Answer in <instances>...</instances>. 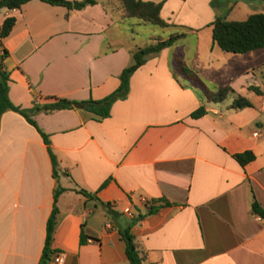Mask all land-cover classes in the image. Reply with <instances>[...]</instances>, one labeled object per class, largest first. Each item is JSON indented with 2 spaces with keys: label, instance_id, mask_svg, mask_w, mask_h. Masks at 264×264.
<instances>
[{
  "label": "crops",
  "instance_id": "crops-1",
  "mask_svg": "<svg viewBox=\"0 0 264 264\" xmlns=\"http://www.w3.org/2000/svg\"><path fill=\"white\" fill-rule=\"evenodd\" d=\"M152 1L161 2L166 21L187 4ZM10 15L15 22L1 39L8 95L47 133L57 164L54 175L47 144L23 114H1L0 264H38L56 184L65 190L55 201L46 264H129L119 227L137 213L130 231L147 264H264V218L250 207L255 199L264 208V73L246 55L254 49L234 53L213 44L201 65L196 50L184 60L210 90L232 87L212 101L174 73L176 39L132 72L126 96L98 119L75 107L36 106L49 95L99 99L117 87L138 47L115 32L118 2L71 9L27 0L1 7L0 25ZM237 94L250 104L232 107ZM199 105L206 112L192 117ZM244 150L254 158L242 165L234 153ZM159 197L171 203L145 213V201Z\"/></svg>",
  "mask_w": 264,
  "mask_h": 264
},
{
  "label": "trees",
  "instance_id": "trees-1",
  "mask_svg": "<svg viewBox=\"0 0 264 264\" xmlns=\"http://www.w3.org/2000/svg\"><path fill=\"white\" fill-rule=\"evenodd\" d=\"M27 0H0V8H15L20 7ZM52 4H61L71 9H81L88 4H93L96 0H44ZM118 8L120 9V16L122 19L134 17L140 22H151L158 24L161 27H167L169 22L160 16L161 2L152 0H117ZM15 22V17L10 15L6 16L0 25V117L1 114L7 110L12 109L20 112L25 118L36 126L40 132L44 142L47 144V150L53 167V174L55 175V166L57 159L49 145L47 133H45L35 122V120L27 114V112L19 105L14 104L8 95L10 73L4 66L3 59L8 54L7 49L2 47L1 39L5 37L11 30ZM211 25V38L212 43L217 44L222 50L242 53L256 48L264 47V12L254 11L248 13L241 19H228L225 15L217 14L214 19L209 23ZM184 36L183 32L170 33L166 38L154 37L152 42L143 46H138L131 51V61L125 65L119 73V84L109 94L99 98H85L75 99L60 97L56 95L46 96V101L41 107L36 106L37 109L53 110L60 108H78L88 111L94 115L95 118H102L109 114L110 106L116 98H123L126 96L129 89V79L132 72L145 62L146 58L161 50L163 47L171 45L176 39ZM257 67L250 70L254 71ZM174 73L181 75L187 79L191 84L198 87L204 95L212 101H219L224 99L233 89L229 85H221L216 90H210L197 71L188 66L181 58L179 53H174ZM255 92H260L259 87L251 86ZM250 101L243 95L237 94L231 101L230 105L235 108L249 105ZM206 112L204 105H199L197 108L190 112L192 117H198ZM234 157L240 164H245L254 158V154L250 150H244L234 153ZM65 190V187L56 184L53 191L54 203L53 207L47 217L45 226V238L42 248V253L39 258L38 264H46L52 252L51 242L53 238L54 228L57 223L58 208L55 201L58 195ZM85 196L95 197V193L89 192L85 189H77ZM109 213L118 215L117 211L108 208L107 202H102ZM171 202L165 197L153 198L145 201V213L156 211L160 206L170 204ZM253 213H256L264 218V208L253 199L250 204ZM144 213V214H145ZM143 214L137 213L132 215L131 218L124 222L119 227L121 238L124 240V250L129 264H147L144 260L142 252L137 248L134 241V234L130 231V227L135 223ZM87 235L81 230L80 243L86 241Z\"/></svg>",
  "mask_w": 264,
  "mask_h": 264
},
{
  "label": "rangeland",
  "instance_id": "rangeland-1",
  "mask_svg": "<svg viewBox=\"0 0 264 264\" xmlns=\"http://www.w3.org/2000/svg\"><path fill=\"white\" fill-rule=\"evenodd\" d=\"M114 2L117 3V0ZM110 5L114 6L111 3ZM254 11L264 12V0H187V4L179 6L176 13L167 21L170 23L167 27L151 22H140L130 17L119 19L114 29L124 42L138 46L152 42L157 36L166 38L170 33L183 32L184 36L174 42V52L179 53L183 60H191L196 50L198 55L195 64L201 65L204 62V53L213 45L209 23L214 17L222 14L228 19H241ZM191 13L195 14L194 18L191 17ZM113 14L119 16L115 9ZM215 47L217 51H221L218 46ZM250 53L246 54L250 62L256 66L260 65L257 73H264V48L254 49Z\"/></svg>",
  "mask_w": 264,
  "mask_h": 264
},
{
  "label": "built area",
  "instance_id": "built-area-1",
  "mask_svg": "<svg viewBox=\"0 0 264 264\" xmlns=\"http://www.w3.org/2000/svg\"><path fill=\"white\" fill-rule=\"evenodd\" d=\"M263 104H264V100H263ZM127 212H128L129 215L132 214V212H131L130 210H128ZM55 260H56L57 262H60V261H61V254L56 255V256H55Z\"/></svg>",
  "mask_w": 264,
  "mask_h": 264
}]
</instances>
